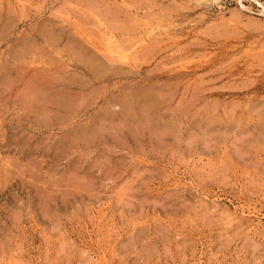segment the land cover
Segmentation results:
<instances>
[{
	"label": "rangeland",
	"instance_id": "1",
	"mask_svg": "<svg viewBox=\"0 0 264 264\" xmlns=\"http://www.w3.org/2000/svg\"><path fill=\"white\" fill-rule=\"evenodd\" d=\"M0 264H264V0H0Z\"/></svg>",
	"mask_w": 264,
	"mask_h": 264
},
{
	"label": "bare ground",
	"instance_id": "2",
	"mask_svg": "<svg viewBox=\"0 0 264 264\" xmlns=\"http://www.w3.org/2000/svg\"><path fill=\"white\" fill-rule=\"evenodd\" d=\"M109 45V44H108ZM103 46V45H102ZM111 46V45H110ZM112 48H113V46H111ZM104 50V49H103ZM110 51H113V50H109V52ZM118 51V50H117ZM108 53V52H107ZM113 53H114V51H113ZM116 53V52H115ZM114 58V57H113ZM119 127V126H118ZM152 134V133H151ZM175 135V134H174Z\"/></svg>",
	"mask_w": 264,
	"mask_h": 264
}]
</instances>
